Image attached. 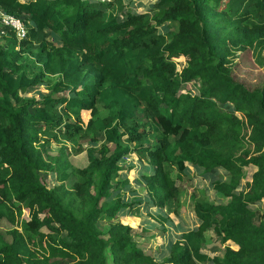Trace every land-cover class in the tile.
<instances>
[{
	"label": "trees",
	"instance_id": "obj_1",
	"mask_svg": "<svg viewBox=\"0 0 264 264\" xmlns=\"http://www.w3.org/2000/svg\"><path fill=\"white\" fill-rule=\"evenodd\" d=\"M135 2L0 0L26 28L22 39L0 31V222L11 224L0 264H264V207H252L264 200V80L251 87L227 62L249 50L264 72V0ZM68 145L89 147L84 166L66 159ZM191 171L205 184L191 195L196 226L173 238L161 228L151 252L119 218L98 227L129 215L172 224ZM48 211L54 221L38 219ZM209 230L221 254L205 249Z\"/></svg>",
	"mask_w": 264,
	"mask_h": 264
},
{
	"label": "rangeland",
	"instance_id": "obj_2",
	"mask_svg": "<svg viewBox=\"0 0 264 264\" xmlns=\"http://www.w3.org/2000/svg\"><path fill=\"white\" fill-rule=\"evenodd\" d=\"M149 0H136L135 4L141 6L142 9H148ZM137 5L135 8H137ZM119 16V15H118ZM120 17V16H119ZM175 24L170 26V29L174 30L175 29ZM164 29V28H162ZM49 39H52L53 41H56V38H54L50 33L48 36ZM1 42V39H0ZM186 61V58L182 57L180 59V64L184 65ZM228 63H232L228 65L230 69H232V73L234 75L243 80L245 83L250 85L251 87L258 85L264 80V72L261 71L259 67L254 63L251 52L249 50H244L241 52H236L235 57L233 55L228 56L227 59ZM196 84H191V83H186L183 84V87L185 89H191L195 86ZM196 87V86H195ZM42 90L41 87L38 88L36 87H31L28 89V93L38 97V91ZM88 118V114H83V119L86 121ZM70 145H68L66 151H65V157L68 159L73 166L76 167H82L87 163V155L90 154L89 147L85 146V149L81 151L80 153L74 154L70 149ZM57 150L56 147L49 145L48 146V151L49 152H55ZM126 162L129 165L140 167L142 164L138 158L136 157V154L132 153L129 154L126 157ZM146 162V161H145ZM195 171H191L187 176L183 177V180L181 182L177 183L179 184L180 187V192L178 197L173 199L172 203V213L171 211L167 214L169 217L173 219L172 224L165 223L163 225H159L158 222L154 221L150 216L148 217L147 215L143 216H121L123 218V221H130L133 225L132 227V237L133 240H135L141 247H143L146 251H153L156 248V243H155V235L158 234L161 230V228H165V234L169 238H173L176 235L179 234V230L177 228V225L185 226L188 227L192 223V220L194 219V216H192V200H191V195L194 194L196 197H201V193L198 190L199 188H205L204 182L199 183V176L195 174ZM123 175L127 176L131 182V187L134 189L136 195L144 197L145 193L143 192V185L140 184V181L138 180V173L134 174L131 169L125 170L123 172ZM47 181L52 182L54 181V176L53 174H49L47 176ZM202 180V179H201ZM206 182V181H205ZM52 184V183H51ZM198 188V189H197ZM2 190V189H0ZM207 198L210 199L211 201H214L216 203L219 202H226L224 198L218 194L212 191L211 189L208 190ZM2 195V192L0 191V196ZM254 209H259L262 211L264 207V200L260 202L259 204L252 206ZM151 211L153 213H156V208L155 206L150 207ZM140 209L142 207L140 206ZM165 211V210H164ZM167 213V212H165ZM47 217L51 221H54V214H52L51 211H48L47 213H40L38 215V219H41L42 217ZM22 217V216H21ZM23 217L28 218V211L26 209L23 210ZM121 217H114L111 220H106V218H101L98 221V227L105 231L108 227V223L115 221L116 219H121ZM197 221V224H199V221ZM182 224V225H181ZM11 224L7 220H2L0 222V228L6 229L7 227H10ZM145 230H149L147 234H142ZM33 248H35L37 251L41 253H46V248L43 243L40 242H32L30 244ZM205 249L209 252H215L221 254L223 252V246L219 242V237L215 234L213 230H209L205 232ZM106 255L108 257V261L110 260V255L108 254V251H106Z\"/></svg>",
	"mask_w": 264,
	"mask_h": 264
},
{
	"label": "built area",
	"instance_id": "obj_3",
	"mask_svg": "<svg viewBox=\"0 0 264 264\" xmlns=\"http://www.w3.org/2000/svg\"><path fill=\"white\" fill-rule=\"evenodd\" d=\"M7 29L14 30L18 39L26 36V28L22 20L0 10V31L3 32Z\"/></svg>",
	"mask_w": 264,
	"mask_h": 264
},
{
	"label": "crops",
	"instance_id": "obj_4",
	"mask_svg": "<svg viewBox=\"0 0 264 264\" xmlns=\"http://www.w3.org/2000/svg\"><path fill=\"white\" fill-rule=\"evenodd\" d=\"M196 218L194 217V219L192 220V223L190 224V226H188V227H194V226H196L197 225V221L195 220ZM121 221L122 222H124V223H129L132 227H133V225H132V223L130 222V221H123V218L121 217ZM182 225V224H181ZM180 225H177V227H179ZM185 229V228H187V227H185V226H181V227H179L178 228V230L180 231L181 229Z\"/></svg>",
	"mask_w": 264,
	"mask_h": 264
}]
</instances>
